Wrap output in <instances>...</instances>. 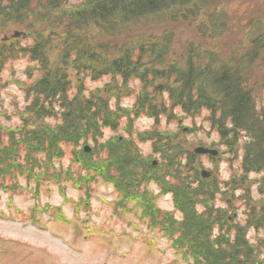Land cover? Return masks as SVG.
I'll return each mask as SVG.
<instances>
[{"label":"trees","instance_id":"obj_1","mask_svg":"<svg viewBox=\"0 0 264 264\" xmlns=\"http://www.w3.org/2000/svg\"><path fill=\"white\" fill-rule=\"evenodd\" d=\"M69 1L0 0V34L13 22L33 25L53 21L52 28L64 31L56 39L63 46L55 61L46 50V44L54 41L51 35H34L35 43L29 46L0 44V69L19 53L37 62L35 69L40 73L26 90L27 103L20 124L9 130L0 126V178L6 180L22 172L29 178L37 175L39 181H55L61 188L64 180L79 186L83 176L77 177L74 170L55 164L66 155L65 144L72 145V162L88 171L103 174V164L109 168L120 166L115 177L122 194L130 200H142L145 214L160 220L166 234L179 235L177 244L187 248L184 257H191L197 264H264V238L261 245H255L247 236L251 226L264 228V216L248 211L242 223L235 221L226 207L215 209L211 202L219 189L216 180L197 177L205 188H188L193 180L182 181L188 178L177 167L192 166L197 156L188 151L186 144L177 143V138L168 136V141H163L157 130L149 132L148 139L156 140V150L164 160L154 166L136 155L145 165L140 175L126 170L128 165H135L129 160V147L115 150L112 142H105L100 149L103 146L109 151L106 159L95 161L94 157L103 128L111 127L121 116L110 99L116 101L124 94L135 93L130 112L146 114L156 124L162 115L173 116L176 108L191 117L207 111V120L222 138L247 139L243 168L264 173V108L257 105L249 86L255 76L251 67L264 52V26H256L248 46L237 44L234 53L225 59L216 44L208 47L202 41L187 40L179 46V26L186 24L197 29L201 40H221L218 35L229 26L226 11L217 7L222 0H83L75 9L69 8ZM32 3L55 16L35 18ZM67 10H73L71 15H64ZM73 76L107 77L109 81L87 95L79 80V91L70 94ZM131 82L139 83L140 89ZM261 85L264 87V76ZM49 117L58 118L57 123L44 121ZM89 140L95 146L91 152L81 147ZM16 158L21 160L18 165ZM151 175L173 190L183 213L181 220L155 208L150 197L139 191ZM167 176L176 182L165 181ZM235 183L241 185L242 181ZM196 196L208 206V218L195 209ZM216 227L219 229L215 233Z\"/></svg>","mask_w":264,"mask_h":264},{"label":"rangeland","instance_id":"obj_2","mask_svg":"<svg viewBox=\"0 0 264 264\" xmlns=\"http://www.w3.org/2000/svg\"><path fill=\"white\" fill-rule=\"evenodd\" d=\"M82 1L70 0L69 8L75 9ZM32 7L37 19L48 18V14L55 16L39 8L36 3H32ZM217 7L226 11L229 25L218 35L221 40L217 43L211 42V37L201 40L197 29L186 24L179 26V46H184L187 40L202 41L208 47L216 44L218 51L228 59L237 44L248 46L257 31L256 26H264V0H222ZM71 11H64V15H71ZM43 14H47V17H42ZM52 22L46 24L40 21L33 25L10 23L1 31L0 44L17 42L16 47L29 46L35 43L34 35H51L54 41L46 44V50H50L52 61H55L60 54L59 48L63 46L56 39L64 31L52 28ZM262 58L264 52L251 67V73L255 76L249 86L254 90L257 105L264 108ZM36 65L38 63L33 62L28 55L17 53L0 69V126H5L6 130L21 122L20 117L27 103L26 90L40 75L35 69ZM79 80L88 95L99 87L103 88L109 78L73 76L70 94L79 91ZM131 84L140 89L139 83ZM110 101L113 107L117 105L121 116L111 127L103 128L102 137L96 143L99 150L94 152L95 161L106 159L109 151L103 146L100 149L105 142H112L111 148L115 150L122 147L124 151L129 147V160H133L135 165H128L126 170H133L140 175L145 165L136 155L154 166L164 160L156 150V140L148 139V133L157 130L161 140L168 141L166 137H175L177 143L186 144L188 151L196 154V162L192 166L177 167L188 178H182V181L193 180V186L188 188H205L197 177L207 181L216 180L219 189L211 202L215 209L226 207L234 220L242 223L246 222L253 211L264 216V173L250 172L243 168L247 143L245 136L235 140L232 137L229 140L222 138L207 120V111L191 117L181 108H176L173 116L162 115L156 124L146 114L135 115L134 111L130 112L135 93L124 94L119 100ZM44 121L54 125L58 118L49 117ZM81 147L91 152L95 146L89 140ZM200 147L214 150L217 154L197 153L195 150ZM65 148L66 155L55 164L74 170L77 177L83 176L79 186L64 180L66 183L61 188L55 181H39L37 175L29 178L22 172L6 180L0 178V264H197L191 257H184L183 252L187 248L177 244L178 234L174 237L166 234L160 220L155 221L145 214L142 200H130L122 194L119 180L115 177L120 166L115 164L109 168L103 164L100 167L103 174L88 171L72 162L73 146L65 144ZM16 159L18 165L17 162L21 160ZM95 163L99 165V162ZM205 170L209 172L208 176H204ZM149 178L141 183L139 191L150 197L155 208L168 212L177 221L181 220L183 213L180 211V203L170 186L163 185L160 177L161 182L152 175ZM11 179L17 184L16 187L11 184ZM235 180L242 181V184L235 183ZM165 181L174 184L176 179L167 176ZM195 200L198 214L208 218V206L199 201L198 196ZM218 229L215 228V233ZM247 236L251 243L261 245L264 228L251 226Z\"/></svg>","mask_w":264,"mask_h":264},{"label":"water","instance_id":"obj_3","mask_svg":"<svg viewBox=\"0 0 264 264\" xmlns=\"http://www.w3.org/2000/svg\"><path fill=\"white\" fill-rule=\"evenodd\" d=\"M16 35H18V33H16ZM195 151H196L197 153H202V154H206V153H212L213 155H214V154H217V152L214 151V150H209V149L202 148V147L197 148ZM208 173H209V172L206 171V170L203 172L204 176H208V175H209Z\"/></svg>","mask_w":264,"mask_h":264}]
</instances>
